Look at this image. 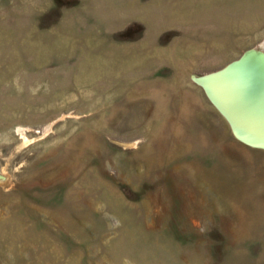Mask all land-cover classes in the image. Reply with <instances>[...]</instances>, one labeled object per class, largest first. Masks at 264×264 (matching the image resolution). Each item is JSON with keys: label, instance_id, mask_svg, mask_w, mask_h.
<instances>
[{"label": "rangeland", "instance_id": "obj_1", "mask_svg": "<svg viewBox=\"0 0 264 264\" xmlns=\"http://www.w3.org/2000/svg\"><path fill=\"white\" fill-rule=\"evenodd\" d=\"M264 51V0H0V264H264V148L194 78Z\"/></svg>", "mask_w": 264, "mask_h": 264}, {"label": "water", "instance_id": "obj_2", "mask_svg": "<svg viewBox=\"0 0 264 264\" xmlns=\"http://www.w3.org/2000/svg\"><path fill=\"white\" fill-rule=\"evenodd\" d=\"M194 80L238 140L264 148L263 49H247L222 68Z\"/></svg>", "mask_w": 264, "mask_h": 264}]
</instances>
